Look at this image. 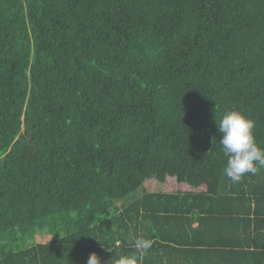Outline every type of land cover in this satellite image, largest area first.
<instances>
[{
	"label": "trees",
	"instance_id": "1",
	"mask_svg": "<svg viewBox=\"0 0 264 264\" xmlns=\"http://www.w3.org/2000/svg\"><path fill=\"white\" fill-rule=\"evenodd\" d=\"M234 108L264 147V0H0V264H109L137 237L164 264V223L226 225L239 198L250 232L264 168L224 174Z\"/></svg>",
	"mask_w": 264,
	"mask_h": 264
},
{
	"label": "crops",
	"instance_id": "2",
	"mask_svg": "<svg viewBox=\"0 0 264 264\" xmlns=\"http://www.w3.org/2000/svg\"><path fill=\"white\" fill-rule=\"evenodd\" d=\"M260 188L262 190L258 193L264 191L263 183ZM251 198L252 201L248 202L251 204V210L255 212L249 214V218L253 220L250 232L249 230L244 231L243 222L237 220V218L246 216L243 211L246 208L241 203L242 198H239L234 200L236 202L233 200L228 202L229 210L235 211L233 218L236 220L232 223L205 226L204 223L201 225L196 220L189 225V220L184 216H193V212L184 213L181 222L177 220V222L164 223L163 226L170 233L164 236L169 239L161 240L162 246L156 248V256H162L164 264H245L242 259L244 250L264 252V196L252 195ZM197 228L200 234H192L191 229L196 230ZM187 237L191 238V243ZM183 238L188 243L183 242ZM156 241L160 242L159 236ZM253 256L259 257L258 254H253ZM251 259L255 261L254 258Z\"/></svg>",
	"mask_w": 264,
	"mask_h": 264
},
{
	"label": "clouds",
	"instance_id": "3",
	"mask_svg": "<svg viewBox=\"0 0 264 264\" xmlns=\"http://www.w3.org/2000/svg\"><path fill=\"white\" fill-rule=\"evenodd\" d=\"M218 131L223 134L219 140L223 154L227 158L224 174L233 182L238 183L245 174L255 175L264 168V147L255 139L253 129L255 121L241 109L226 110L216 119ZM103 216L100 217L102 219ZM61 234V233H60ZM135 251L114 256L109 264H144L146 253L152 246V241L143 237L135 238ZM87 264H102L97 253L90 254Z\"/></svg>",
	"mask_w": 264,
	"mask_h": 264
},
{
	"label": "rangeland",
	"instance_id": "4",
	"mask_svg": "<svg viewBox=\"0 0 264 264\" xmlns=\"http://www.w3.org/2000/svg\"><path fill=\"white\" fill-rule=\"evenodd\" d=\"M119 204H120V202H119ZM54 238V236L53 235H44V234H40V235H37L36 236V241H38V242H46V241H50V240H52Z\"/></svg>",
	"mask_w": 264,
	"mask_h": 264
}]
</instances>
